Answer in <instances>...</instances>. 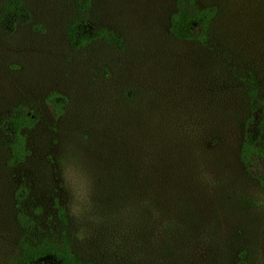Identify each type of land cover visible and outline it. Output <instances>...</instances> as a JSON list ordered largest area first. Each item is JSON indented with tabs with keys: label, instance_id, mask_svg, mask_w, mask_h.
I'll return each instance as SVG.
<instances>
[{
	"label": "rangeland",
	"instance_id": "374dc122",
	"mask_svg": "<svg viewBox=\"0 0 264 264\" xmlns=\"http://www.w3.org/2000/svg\"><path fill=\"white\" fill-rule=\"evenodd\" d=\"M22 1L30 18L14 30L0 25V122L25 105L33 123L18 167L0 134V264H22L13 221L20 185L41 229L74 233L83 261L235 264L244 254L264 264V185L238 160L243 79L250 72L264 82V6L237 0L234 21L222 16L199 44L170 34L175 0H91L93 23L121 37L118 50L102 39L68 44L76 0ZM207 1L224 0H197ZM197 128L199 143L188 137ZM256 149L264 152V120ZM77 167L91 200L80 219L70 215Z\"/></svg>",
	"mask_w": 264,
	"mask_h": 264
},
{
	"label": "trees",
	"instance_id": "16d2710c",
	"mask_svg": "<svg viewBox=\"0 0 264 264\" xmlns=\"http://www.w3.org/2000/svg\"><path fill=\"white\" fill-rule=\"evenodd\" d=\"M76 1L79 5L80 16L67 29L68 44L72 48L81 49L88 47L95 40L102 39L112 47L122 50L121 37L93 23L94 20L90 14L91 0ZM252 1L255 5L264 6V0ZM234 4H237V0L207 1L202 5L197 0H175V12L169 24L170 34L177 40L205 44L210 40L212 30L222 16L225 17V21L230 23L234 21L230 9ZM222 5L224 8L226 5L227 9L219 7ZM29 18L30 12L22 0H9L4 5L0 25L6 30H14L16 25L25 23ZM243 82L246 113L238 118L242 139L238 150V160L246 174L264 185V152L256 149V142L264 120V82L259 80L258 74L250 72H247ZM48 102L57 114L63 113L64 103L57 102L55 95H51ZM30 110L28 106L17 105L12 113L0 122L1 139L9 151L8 164L11 167L24 164L29 156V148L23 131L32 126L33 119ZM188 137L196 143L202 140L198 128ZM135 141L141 143L140 138L131 140V143L137 144ZM146 167L154 170L152 174L147 175L150 179L149 183H153L155 164L147 162ZM127 178L130 182L134 180L131 177ZM24 194L23 185H20L15 192L13 220L17 229L22 233L20 242H18L19 248H17L19 261L22 264H96L83 261L79 257L72 244L74 233L71 237L68 236L66 227L58 234L46 233L44 229H41L40 222L33 217L36 211L28 212L27 205L23 203ZM105 215L108 216V214ZM235 264H247L245 255L240 254V259Z\"/></svg>",
	"mask_w": 264,
	"mask_h": 264
},
{
	"label": "clouds",
	"instance_id": "9594fccd",
	"mask_svg": "<svg viewBox=\"0 0 264 264\" xmlns=\"http://www.w3.org/2000/svg\"><path fill=\"white\" fill-rule=\"evenodd\" d=\"M75 171L80 177V182H70L72 196L70 203V215L80 219L91 208L90 184L87 179L86 171H84L81 167H77ZM64 178L66 181L69 180V172L67 168L64 172Z\"/></svg>",
	"mask_w": 264,
	"mask_h": 264
}]
</instances>
